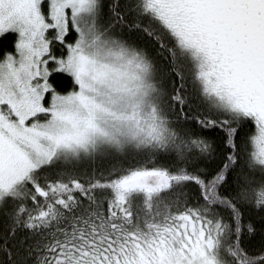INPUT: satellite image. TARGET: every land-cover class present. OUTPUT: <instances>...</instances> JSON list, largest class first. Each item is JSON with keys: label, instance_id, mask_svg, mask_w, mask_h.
I'll return each instance as SVG.
<instances>
[{"label": "snow or ice", "instance_id": "snow-or-ice-1", "mask_svg": "<svg viewBox=\"0 0 264 264\" xmlns=\"http://www.w3.org/2000/svg\"><path fill=\"white\" fill-rule=\"evenodd\" d=\"M191 121L224 133L211 172ZM129 154L153 166L80 171ZM245 206L264 211V0H0V264H264Z\"/></svg>", "mask_w": 264, "mask_h": 264}, {"label": "trees", "instance_id": "trees-1", "mask_svg": "<svg viewBox=\"0 0 264 264\" xmlns=\"http://www.w3.org/2000/svg\"><path fill=\"white\" fill-rule=\"evenodd\" d=\"M147 22V21H145ZM15 39V36H10L7 41H5V49L8 51L12 50V41ZM129 39L134 40L137 44L140 46H146L149 55L153 58L155 64H156V76L159 80L163 82V87L167 89L169 87V81L172 79H175V76H170L169 69L170 66L162 57L156 55V45L151 42H146L145 40H139L135 39V37H129ZM187 74V73H186ZM59 83V90L61 92H66L70 90L73 85L70 80V78L63 77L58 78ZM194 100L191 106V115H208L209 113L206 111V106L202 103H199L195 99V93H193ZM213 118H216L215 115H213ZM184 127L191 129L194 133L207 137L210 140L214 141L217 146V158L212 162L208 164H202L203 167H207L209 171L215 170L221 163V158L224 152L227 151L226 148L223 146V139H224V133L221 132L219 129H212V130H204L199 128L198 125H196L195 121H191L184 125ZM253 125L247 124L242 130H241V136L246 137L248 134H250L253 131ZM164 160H158L156 166H159L160 163H164ZM119 163L125 168L128 167H134L139 165H147V166H153L151 164H148L146 158L143 155H133L129 154L126 156H120V157H108L103 160H98L95 163H84L80 166L81 172H87L91 173L93 168H96L98 170H107L112 164ZM193 191H196V186L191 185L190 186ZM231 187V181L228 186H226V189H222V191L227 192L232 191ZM222 214L225 217H228V213L224 212L223 210ZM242 211L244 213V220L251 221L254 223L257 227V231L255 235H249L247 233H244L242 236V246L246 249V251L250 255H258L262 252H264V211L255 210L249 206H245L242 208ZM3 229V223H0V230ZM25 233H18L15 240L12 241V244L16 247H19V239L22 235Z\"/></svg>", "mask_w": 264, "mask_h": 264}, {"label": "rangeland", "instance_id": "rangeland-1", "mask_svg": "<svg viewBox=\"0 0 264 264\" xmlns=\"http://www.w3.org/2000/svg\"><path fill=\"white\" fill-rule=\"evenodd\" d=\"M69 91V90H68ZM67 92V91H66Z\"/></svg>", "mask_w": 264, "mask_h": 264}]
</instances>
